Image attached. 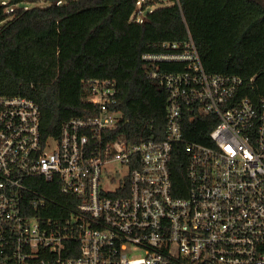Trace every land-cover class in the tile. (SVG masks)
Here are the masks:
<instances>
[{"label":"built area","instance_id":"1","mask_svg":"<svg viewBox=\"0 0 264 264\" xmlns=\"http://www.w3.org/2000/svg\"><path fill=\"white\" fill-rule=\"evenodd\" d=\"M148 1L130 20H144ZM29 3L0 0V11ZM162 46L142 55L167 94L165 128L148 138L114 136L115 79H90L94 113L58 136L43 135L34 99L0 95V264H264V94L241 96L242 76L207 72L191 37ZM200 115L216 119L207 142L190 136Z\"/></svg>","mask_w":264,"mask_h":264},{"label":"trees","instance_id":"2","mask_svg":"<svg viewBox=\"0 0 264 264\" xmlns=\"http://www.w3.org/2000/svg\"><path fill=\"white\" fill-rule=\"evenodd\" d=\"M28 1L27 9L0 11V95L34 99L44 136L94 113L87 99L93 78L116 80L123 118L114 136L134 141L163 132L167 94L149 77L142 55L162 51L166 41L191 37L207 72L242 76L241 96L264 94V0H151L142 22L130 20L137 0ZM162 66L176 71L183 63ZM192 122L190 136L207 142L216 119L200 115ZM186 160L179 154L173 163L177 195L188 188Z\"/></svg>","mask_w":264,"mask_h":264},{"label":"rangeland","instance_id":"3","mask_svg":"<svg viewBox=\"0 0 264 264\" xmlns=\"http://www.w3.org/2000/svg\"><path fill=\"white\" fill-rule=\"evenodd\" d=\"M45 3V1L44 0H40L39 2H38V4H44ZM29 5H32V3H29ZM34 5V4H33Z\"/></svg>","mask_w":264,"mask_h":264}]
</instances>
